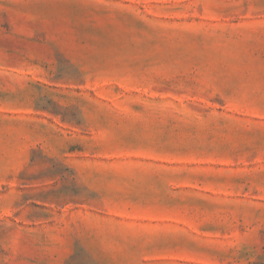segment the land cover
Returning a JSON list of instances; mask_svg holds the SVG:
<instances>
[{
  "label": "rangeland",
  "instance_id": "374dc122",
  "mask_svg": "<svg viewBox=\"0 0 264 264\" xmlns=\"http://www.w3.org/2000/svg\"><path fill=\"white\" fill-rule=\"evenodd\" d=\"M0 264H264V0H0Z\"/></svg>",
  "mask_w": 264,
  "mask_h": 264
}]
</instances>
